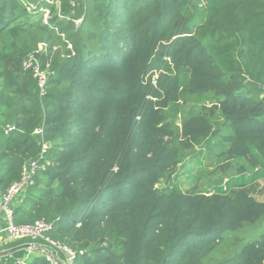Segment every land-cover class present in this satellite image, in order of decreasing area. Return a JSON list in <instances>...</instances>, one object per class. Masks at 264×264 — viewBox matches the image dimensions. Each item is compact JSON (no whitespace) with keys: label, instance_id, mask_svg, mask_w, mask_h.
Wrapping results in <instances>:
<instances>
[{"label":"trees","instance_id":"1","mask_svg":"<svg viewBox=\"0 0 264 264\" xmlns=\"http://www.w3.org/2000/svg\"><path fill=\"white\" fill-rule=\"evenodd\" d=\"M52 1L0 0V189L50 145L15 224L72 264H264V0ZM214 140L213 192L183 191Z\"/></svg>","mask_w":264,"mask_h":264},{"label":"built area","instance_id":"2","mask_svg":"<svg viewBox=\"0 0 264 264\" xmlns=\"http://www.w3.org/2000/svg\"><path fill=\"white\" fill-rule=\"evenodd\" d=\"M68 1L75 7L82 0ZM23 68L32 73L39 85L40 95L44 97L47 94L49 73L42 68L39 58L35 54L29 55L23 62ZM14 130L13 126L8 125L6 132L11 133ZM43 132L44 127H39L35 130L34 135L42 136ZM49 149L50 145L43 141L39 157L26 163L21 179L7 187L0 196V217H4L7 223L6 228H0V246L5 247L24 240L32 241L25 244L27 253L18 260V264H28L31 257L37 255L44 256L50 264H72L76 258V253L72 249L51 237V233L54 231V223L38 221L33 224L16 225L14 221L13 205L21 196H24L29 187L34 185L39 170L49 165V161L46 160ZM43 162L45 163L43 164ZM77 226L79 227L80 224ZM38 240L44 241V243H38ZM61 253L64 254V258L61 257ZM1 261L2 257L0 256V263Z\"/></svg>","mask_w":264,"mask_h":264},{"label":"rangeland","instance_id":"3","mask_svg":"<svg viewBox=\"0 0 264 264\" xmlns=\"http://www.w3.org/2000/svg\"><path fill=\"white\" fill-rule=\"evenodd\" d=\"M48 1L49 2L46 1V3L50 4L52 0H48ZM42 10L45 12V18L47 20L49 18L48 11H46L47 8L44 6ZM212 147L213 149H210L207 147L203 149L197 148L196 155L193 158L187 159L185 161L184 167L180 171V176L178 180L176 181V184L183 191H188L192 186L196 185L199 175L203 172L205 173L206 178L204 177L201 181H199L200 184H202L200 185V188L205 189L207 192H213L212 186L210 187V185H215V179L217 178V176H219V175L215 176V173H213L215 172V168H216L215 154L221 152L222 150H221V145H218L217 142L215 143V140L212 143ZM198 161H201V163H198ZM225 163L226 162H224L223 164ZM163 185L164 183L162 184V186ZM262 185H264V181H262ZM263 232L264 230H261V233ZM0 248L3 249L1 250V252H3V254H6L7 256L13 253L12 252L13 250H11L9 246L5 248H2V247ZM26 253L27 251L20 250L18 253L19 255L12 257L11 259L12 260L14 259L18 262V260H20L19 258L21 257L23 258V256ZM33 257H31V259Z\"/></svg>","mask_w":264,"mask_h":264},{"label":"crops","instance_id":"4","mask_svg":"<svg viewBox=\"0 0 264 264\" xmlns=\"http://www.w3.org/2000/svg\"><path fill=\"white\" fill-rule=\"evenodd\" d=\"M44 1H47V2H49L48 0H44ZM53 1H51V3H52ZM4 190L5 189H0V196L3 194V192H4ZM6 226H7V223H6V221L4 220V217H1V219H0V228H6ZM8 246H10V245H8ZM23 246H25V244L23 245ZM1 247V246H0ZM5 247H7V246H5ZM5 247H2V248H5ZM1 250H3V249H1L0 248V256L1 257H8V258H12V257H15V252L14 251H12L13 253H11V255H6V254H3V252H1ZM20 250H25L26 251V248L25 247H21L20 248ZM19 250V251H20ZM6 255V256H5ZM25 256V255H24ZM23 256V257H24ZM22 258V257H21ZM21 258H19V259H21Z\"/></svg>","mask_w":264,"mask_h":264},{"label":"water","instance_id":"5","mask_svg":"<svg viewBox=\"0 0 264 264\" xmlns=\"http://www.w3.org/2000/svg\"><path fill=\"white\" fill-rule=\"evenodd\" d=\"M23 247H26V246H23Z\"/></svg>","mask_w":264,"mask_h":264}]
</instances>
